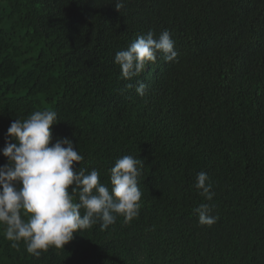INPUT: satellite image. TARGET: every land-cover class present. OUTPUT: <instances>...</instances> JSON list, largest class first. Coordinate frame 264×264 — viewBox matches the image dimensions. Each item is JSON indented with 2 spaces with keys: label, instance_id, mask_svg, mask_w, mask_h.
Returning <instances> with one entry per match:
<instances>
[{
  "label": "trees",
  "instance_id": "trees-1",
  "mask_svg": "<svg viewBox=\"0 0 264 264\" xmlns=\"http://www.w3.org/2000/svg\"><path fill=\"white\" fill-rule=\"evenodd\" d=\"M114 3L0 0V149L12 121L56 111L51 143L73 140L77 171L96 169L111 188L118 158L142 161L139 216L38 258L0 225V264H264V0ZM164 30L176 59L158 54L122 78L115 53ZM200 171L212 201L194 187ZM201 203L218 216L210 227L193 212Z\"/></svg>",
  "mask_w": 264,
  "mask_h": 264
},
{
  "label": "clouds",
  "instance_id": "clouds-1",
  "mask_svg": "<svg viewBox=\"0 0 264 264\" xmlns=\"http://www.w3.org/2000/svg\"><path fill=\"white\" fill-rule=\"evenodd\" d=\"M114 5L120 11L123 0H115ZM158 54L166 61L178 56L168 30L158 38L152 31L138 36L127 49L115 53L114 63L120 66L122 78L132 80L147 64L155 63ZM146 87L138 82L136 93L144 96ZM57 119V112L47 109L35 111L24 120L15 119L0 149L8 161L0 165V225L4 238L17 249L22 241L26 252L37 258L50 247L64 249L74 233L97 223L101 230L115 224L117 216L130 223L141 208L138 177L142 161L132 155L118 158L109 169V188L100 183L98 170L77 171L76 165L84 157L72 139L61 137L51 143V126ZM194 187L206 201L215 196L204 171L197 173ZM212 208L209 203H201L193 209L199 224L210 227L218 220Z\"/></svg>",
  "mask_w": 264,
  "mask_h": 264
}]
</instances>
